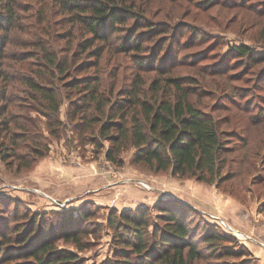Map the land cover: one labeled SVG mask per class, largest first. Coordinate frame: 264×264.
I'll return each mask as SVG.
<instances>
[{
	"label": "rangeland",
	"instance_id": "rangeland-1",
	"mask_svg": "<svg viewBox=\"0 0 264 264\" xmlns=\"http://www.w3.org/2000/svg\"><path fill=\"white\" fill-rule=\"evenodd\" d=\"M44 1L17 0L19 19L5 46L9 119L24 117L31 122L22 136L14 125L24 121L17 118L10 124L21 136L14 145L20 160L11 154L8 162L0 160V231L24 232L34 216L35 231L41 237L50 235L57 248L77 253L78 264H106L113 260L116 247L112 219L123 211L146 208L154 220L158 212L154 205L171 198L191 207L188 219L197 235L212 226L236 240L238 255L193 264H264V84L258 79L259 72L264 74V0H136L142 2L145 17L161 28L152 43L144 44L150 56L146 63L153 68L141 73L130 54L114 50L120 42L100 46L78 30L75 14L60 10L52 0ZM117 28L115 36L127 34L123 26ZM240 45L248 47L254 59L248 62L246 76L241 75L243 60L236 54ZM98 46L103 50L96 58L92 50ZM46 54L56 63L67 59L65 73L48 67ZM135 75L144 83L146 99L154 88L163 87L159 83L164 79L188 85L190 102L229 135L230 151L221 170L228 178L219 188L135 164L134 149L127 145L115 163L106 160L109 142L97 133V126L94 132L83 129L80 113H72L82 96L66 86L97 76L112 91V103L121 101ZM22 77L43 87L52 83L56 113L40 110L26 97L32 91ZM35 148L42 155L33 153ZM77 224L85 231L80 236L82 250L57 236L59 228ZM239 245L246 251L240 254Z\"/></svg>",
	"mask_w": 264,
	"mask_h": 264
},
{
	"label": "trees",
	"instance_id": "trees-1",
	"mask_svg": "<svg viewBox=\"0 0 264 264\" xmlns=\"http://www.w3.org/2000/svg\"><path fill=\"white\" fill-rule=\"evenodd\" d=\"M42 1L39 0L40 3ZM51 3L68 14H75L72 18H76L74 22L78 30L89 34L91 41L107 47L115 40L120 42L114 50L130 54L132 65L138 67L140 73L153 68L146 63L150 56L144 44L152 43L161 28L145 17L142 2L52 0ZM42 5L46 6L45 1ZM16 6L17 0H0V160L3 162L9 161V154L17 162L20 160V156L14 153V145L22 134L29 131L27 124L31 122L24 117L12 116L14 119H9L11 115L6 93L8 75L3 69V61L8 32L10 28L16 27L15 22L19 19ZM34 12L32 10L31 14ZM117 26L127 29V34L120 32L115 36ZM87 43L83 42V47ZM100 46L92 50L96 58L101 56L103 49ZM236 54L243 60L240 63L243 67L241 75H248V62L254 60L250 49L240 45L236 48ZM55 61L52 55L44 56L48 67H55L59 73H65L69 66L67 59L59 63ZM162 66H159V70H163ZM50 68L47 69L49 74ZM21 79L32 91L26 92V97L37 108L56 113L52 83L50 87H43L27 77ZM258 79L264 84L262 72H259ZM163 83V87L154 88L152 96L146 99L144 83L139 75H135L123 90L121 101L112 103V91L106 89L97 76L73 81L66 89L76 90L82 96V102L74 105L72 113H80L82 125L86 126L83 129L94 132L97 126V133L109 142L110 148L105 152L107 161L115 163L116 156L127 145L134 149L132 162L135 164H144L154 172L169 171L172 176L191 178L219 188L228 178L221 170L226 164V154L230 151L227 145L229 135L218 128L210 114L190 102L188 85L182 87L175 78L164 79L159 84ZM171 88H174L173 93ZM17 118L24 121L22 125H14L21 131V136L11 131L10 124ZM79 127L76 125V129ZM5 141L10 144V148L5 145ZM34 151L39 153L36 148ZM154 208L158 211L154 220L146 208L123 211L112 219L111 229L116 247L113 260L106 264H193L198 259L214 257L212 260L218 261L222 257L239 254L234 249L235 238L223 233L218 227L209 226V230L204 228L203 233L197 235L188 219L187 212L191 214L192 209L186 204L170 198L163 203L158 202ZM37 220L33 216L24 232H18L17 228L0 231V264H78L77 253L57 248L49 240L50 235L41 237L40 232L35 231ZM59 232L57 236L72 244L76 250L85 248L80 241L85 231L78 224L63 231L59 228ZM236 248L240 254L246 251L240 245Z\"/></svg>",
	"mask_w": 264,
	"mask_h": 264
},
{
	"label": "built area",
	"instance_id": "built-area-1",
	"mask_svg": "<svg viewBox=\"0 0 264 264\" xmlns=\"http://www.w3.org/2000/svg\"><path fill=\"white\" fill-rule=\"evenodd\" d=\"M213 218V217H212Z\"/></svg>",
	"mask_w": 264,
	"mask_h": 264
}]
</instances>
